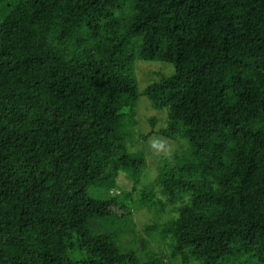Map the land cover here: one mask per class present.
Listing matches in <instances>:
<instances>
[{
    "label": "trees",
    "instance_id": "1",
    "mask_svg": "<svg viewBox=\"0 0 264 264\" xmlns=\"http://www.w3.org/2000/svg\"><path fill=\"white\" fill-rule=\"evenodd\" d=\"M0 264H264V0H0Z\"/></svg>",
    "mask_w": 264,
    "mask_h": 264
},
{
    "label": "rangeland",
    "instance_id": "2",
    "mask_svg": "<svg viewBox=\"0 0 264 264\" xmlns=\"http://www.w3.org/2000/svg\"><path fill=\"white\" fill-rule=\"evenodd\" d=\"M135 64L139 84L142 90L149 83L160 80L161 76H168L174 72V66L171 63L164 61H145L138 59L136 60ZM152 116L157 117L156 130L166 125V111L155 109L146 96H140L137 106V127L140 133L147 134L151 131L152 128L149 118ZM154 139L167 140L173 146V151L177 146V143L174 140L166 139L162 136H157L156 134H153L150 137V139L148 140L149 154L147 156L149 167L145 170V173L149 174L150 180H153V178H155V176L157 175L156 163L154 161L155 154L150 148V143ZM151 216L152 214L144 208L135 212V218L138 223V235L146 237V234L143 232V226L145 223H148L150 221ZM138 246H140V243L138 244Z\"/></svg>",
    "mask_w": 264,
    "mask_h": 264
},
{
    "label": "clouds",
    "instance_id": "3",
    "mask_svg": "<svg viewBox=\"0 0 264 264\" xmlns=\"http://www.w3.org/2000/svg\"><path fill=\"white\" fill-rule=\"evenodd\" d=\"M150 148L157 156L170 159L173 153V146L165 139H154L150 143Z\"/></svg>",
    "mask_w": 264,
    "mask_h": 264
}]
</instances>
